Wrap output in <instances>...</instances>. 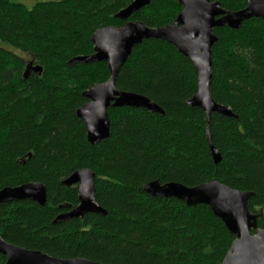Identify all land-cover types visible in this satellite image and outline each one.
I'll return each mask as SVG.
<instances>
[{
    "label": "trees",
    "instance_id": "16d2710c",
    "mask_svg": "<svg viewBox=\"0 0 264 264\" xmlns=\"http://www.w3.org/2000/svg\"><path fill=\"white\" fill-rule=\"evenodd\" d=\"M239 11L247 0H211ZM133 0H0V190L27 183L47 188L44 206L0 204V235L9 243L60 259L102 264H221L235 236L205 205L155 198L150 182L188 187L216 180L251 192L264 230V20L218 28L212 50L213 99L234 117L188 105L198 74L177 49L150 39L120 69L116 87L149 98L164 115L109 110L110 136L92 146L77 111L82 95L110 79L107 63L70 65L94 53L92 36L122 27L116 16ZM178 0H150L129 21L150 28L172 24ZM43 72H30L28 64ZM222 156L215 164L207 130ZM81 169L96 174V199L106 216L56 224L78 206L77 186L64 180ZM255 234V232H253ZM6 257L0 255V264Z\"/></svg>",
    "mask_w": 264,
    "mask_h": 264
},
{
    "label": "water",
    "instance_id": "95a60500",
    "mask_svg": "<svg viewBox=\"0 0 264 264\" xmlns=\"http://www.w3.org/2000/svg\"><path fill=\"white\" fill-rule=\"evenodd\" d=\"M182 12L176 20L160 28H150L140 21H129L137 12L150 5V0L133 2L116 16L124 21L122 27H107L92 36L94 53L72 59L70 65L107 63L110 79L97 84L83 93L88 103L77 111V117L84 123L87 140L95 146L108 139L111 130L109 110L119 108L144 109L150 113L164 115L162 108L149 98L132 92L120 91L116 80L120 69L127 63L133 50L144 41L154 39L174 46L188 58L197 74V93L188 105L206 113L208 122L213 113L234 117L232 110L218 104L212 97V50L218 41L215 29L228 27L241 29L244 22L253 18L264 20V0H247V7L239 11H228L219 2L211 0H178ZM30 72L41 74L43 68L28 64L25 78ZM213 161L218 164L222 156L212 143L207 130ZM96 174L90 169H81L64 180L67 187L77 186L79 204L68 213L56 217L55 223H65L83 218L87 214L106 216L108 213L96 199ZM144 192L155 198H173L188 207L208 206L213 214L235 236L230 250L221 264H264V230L258 228V216L251 211V192L232 189L216 180L194 187L180 183L162 184L156 180L148 183ZM29 200L44 206L47 203V188L43 183H27L18 187L0 190V204ZM255 232V234H253ZM0 254L7 257L5 264H102L85 258L60 259L43 251L28 250L6 242L0 235Z\"/></svg>",
    "mask_w": 264,
    "mask_h": 264
},
{
    "label": "flooded vegetation",
    "instance_id": "af4514ba",
    "mask_svg": "<svg viewBox=\"0 0 264 264\" xmlns=\"http://www.w3.org/2000/svg\"><path fill=\"white\" fill-rule=\"evenodd\" d=\"M79 204V203H78ZM74 209V208H73ZM72 209H70V210H68V212H70ZM68 212H66V213H68ZM63 214V213H62ZM4 239V238H3ZM5 240V239H4ZM6 241V240H5ZM7 242V241H6ZM9 243V242H8ZM12 244V243H11ZM17 246V245H16ZM1 255V254H0ZM4 256V255H3ZM4 257H6V256H4ZM7 262V257H6V261H5V263ZM4 263V264H5Z\"/></svg>",
    "mask_w": 264,
    "mask_h": 264
}]
</instances>
